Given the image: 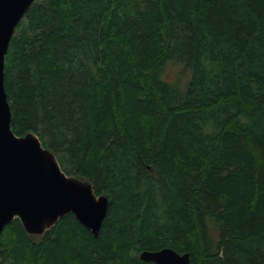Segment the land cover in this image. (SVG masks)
Segmentation results:
<instances>
[{"label":"trees","instance_id":"trees-1","mask_svg":"<svg viewBox=\"0 0 264 264\" xmlns=\"http://www.w3.org/2000/svg\"><path fill=\"white\" fill-rule=\"evenodd\" d=\"M180 71L175 78L170 74ZM4 86L17 136L109 199L97 237L72 214L19 219L0 264H264V0H36Z\"/></svg>","mask_w":264,"mask_h":264},{"label":"water","instance_id":"water-1","mask_svg":"<svg viewBox=\"0 0 264 264\" xmlns=\"http://www.w3.org/2000/svg\"><path fill=\"white\" fill-rule=\"evenodd\" d=\"M36 0H0V238L19 219L25 232L41 236L66 215L98 236L109 199L97 195L88 180L66 174L38 136H17L4 86L6 54L16 27ZM139 258L153 264H189L190 253L165 247L143 251Z\"/></svg>","mask_w":264,"mask_h":264},{"label":"rangeland","instance_id":"rangeland-1","mask_svg":"<svg viewBox=\"0 0 264 264\" xmlns=\"http://www.w3.org/2000/svg\"><path fill=\"white\" fill-rule=\"evenodd\" d=\"M180 71V68L179 67H175V70H173L170 74V77L171 78H175L176 74Z\"/></svg>","mask_w":264,"mask_h":264}]
</instances>
